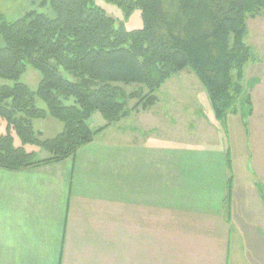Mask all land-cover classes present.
<instances>
[{
    "label": "crops",
    "instance_id": "0c3cea01",
    "mask_svg": "<svg viewBox=\"0 0 264 264\" xmlns=\"http://www.w3.org/2000/svg\"><path fill=\"white\" fill-rule=\"evenodd\" d=\"M152 109L100 131L71 159L0 168V264H264V168L256 158L244 163L257 211L245 227L234 215L239 182L228 132L213 113L201 114L215 141L167 143L150 123Z\"/></svg>",
    "mask_w": 264,
    "mask_h": 264
},
{
    "label": "trees",
    "instance_id": "16d2710c",
    "mask_svg": "<svg viewBox=\"0 0 264 264\" xmlns=\"http://www.w3.org/2000/svg\"><path fill=\"white\" fill-rule=\"evenodd\" d=\"M95 1L45 0L54 17L35 10L14 21L0 15V81L14 82H0L1 169L73 158L100 131L152 108L156 91L185 70L199 81L225 133L231 115L240 113L247 127L253 114L242 84L253 58L246 43L247 20L264 13V0H103L124 18L140 11L142 27L131 31L118 26ZM27 66L41 75L36 91L18 82ZM120 84L141 87L127 93ZM256 84L253 80L249 88ZM38 100L46 109L37 106ZM94 113L105 121L97 131L87 124ZM47 117L61 122L63 130L42 139L33 123ZM40 151L47 157L39 158ZM231 188L229 180L228 221ZM261 197L264 203V190Z\"/></svg>",
    "mask_w": 264,
    "mask_h": 264
},
{
    "label": "rangeland",
    "instance_id": "374dc122",
    "mask_svg": "<svg viewBox=\"0 0 264 264\" xmlns=\"http://www.w3.org/2000/svg\"><path fill=\"white\" fill-rule=\"evenodd\" d=\"M44 1L0 0V15L4 16L7 21H14L27 11L35 10L38 13L54 17L55 14L48 3L43 5L42 2ZM46 1L48 2V0ZM95 6L101 8L108 16L115 19L118 26L122 24L129 31L142 27L139 10H135L129 18H124L120 9L103 0H96ZM247 28L246 43L252 48L253 58L245 66L242 84L251 97L253 114L247 121V127L240 120V113L236 117L234 115L229 116L226 122L228 134L226 133L227 136L224 134L225 142L232 149V156L235 160V166H237L238 176L236 174V179L239 182V187L236 189L237 199L234 204V215L237 221L241 224H246L245 227L255 224L257 211L255 210V202L249 203L247 194L249 189L243 174L244 163L247 161L251 165L256 158L261 165L260 168H264V13L254 19H248ZM2 45L3 41L0 37V47ZM40 80V73L27 66L25 73L18 82L27 85L31 91H36ZM253 80H257L258 84L253 88H249ZM0 82L8 85L14 83L11 81ZM120 86L127 93H131L141 87L136 84H120ZM155 94L158 100L153 106L152 114L156 117L153 120L151 119L152 122L150 123L165 142L187 145L189 143H199V140L208 142L216 140L217 137L214 132H211L212 130L208 131L201 125V121L198 120L199 115L202 114L207 117L213 111L205 91L193 73L185 70L174 75ZM37 106L46 109L45 104L40 100L37 101ZM47 118L50 119L36 120L34 124L35 131H43L42 139L56 135V130L51 125V122L63 127V124L58 120L51 117ZM102 120V116L99 113H95L89 121L90 128L97 129ZM0 133H4V124L0 125ZM16 145H20L18 139H16ZM38 157L45 158L47 154L40 151ZM234 241H236L235 237L232 236V252L235 251L234 244L236 245V243ZM232 261L230 259L231 264H233Z\"/></svg>",
    "mask_w": 264,
    "mask_h": 264
}]
</instances>
